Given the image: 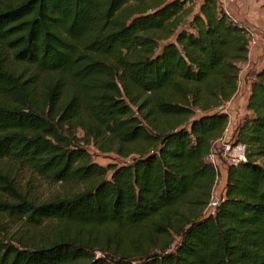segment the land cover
Masks as SVG:
<instances>
[{
	"label": "trees",
	"instance_id": "16d2710c",
	"mask_svg": "<svg viewBox=\"0 0 264 264\" xmlns=\"http://www.w3.org/2000/svg\"><path fill=\"white\" fill-rule=\"evenodd\" d=\"M194 1L0 0V264H264V70L204 219L250 37Z\"/></svg>",
	"mask_w": 264,
	"mask_h": 264
},
{
	"label": "crops",
	"instance_id": "0c3cea01",
	"mask_svg": "<svg viewBox=\"0 0 264 264\" xmlns=\"http://www.w3.org/2000/svg\"><path fill=\"white\" fill-rule=\"evenodd\" d=\"M221 2L230 13L231 19L236 24L255 33L257 38L256 46L250 48L248 62L241 66L238 92L229 102L231 120L233 126L236 127L240 124L241 100L246 99L247 108L251 82L257 73L264 70V0H221ZM234 129L226 133L225 137L229 138Z\"/></svg>",
	"mask_w": 264,
	"mask_h": 264
},
{
	"label": "built area",
	"instance_id": "2783aa9c",
	"mask_svg": "<svg viewBox=\"0 0 264 264\" xmlns=\"http://www.w3.org/2000/svg\"><path fill=\"white\" fill-rule=\"evenodd\" d=\"M221 2V0H220ZM221 7L224 12L231 18L230 13L226 10L225 6L221 2ZM250 47L256 46L257 38L255 33L249 30ZM240 80V79H239ZM240 82V81H239ZM239 89V84H238ZM221 110L229 115V123L226 129V133L230 132L231 129L237 128L233 126L231 115H230V103L221 107ZM234 129V130H235ZM208 162L213 166L216 173V180L211 191L210 199L203 211V218L215 217L226 200V187H227V176L228 168L230 166H239L242 163L248 161V147L243 143H235L232 140L224 137L220 141L216 142L213 149L211 150L208 158ZM96 256L101 257V253L97 252ZM137 264V263H133Z\"/></svg>",
	"mask_w": 264,
	"mask_h": 264
},
{
	"label": "rangeland",
	"instance_id": "374dc122",
	"mask_svg": "<svg viewBox=\"0 0 264 264\" xmlns=\"http://www.w3.org/2000/svg\"><path fill=\"white\" fill-rule=\"evenodd\" d=\"M201 3H202V0H195L194 1V4H195L196 8H198ZM240 108L242 109V112H240V114H239V120H240V123H241L242 120L247 116L246 115L247 114V111H246V99H242L241 100ZM233 133H234V130H233ZM233 133H231L230 134L231 136L229 138H227V139L231 140ZM80 135L82 136L83 133L80 132ZM91 153L93 155V158H94L95 162L98 163L99 165H102V166H107L108 164H119V163H123V162L129 161V160L125 161L124 159L118 157L115 154H101L100 152L96 151L95 149H91ZM26 180L28 181L29 179L27 178ZM36 182H39V184L35 188H33L35 182L34 183L33 182L29 183L28 187L32 188L34 191H37V194L41 198H47L53 193L62 192L64 190L63 188H61V185H59L57 187H50V186H47L46 184H43L40 181H36Z\"/></svg>",
	"mask_w": 264,
	"mask_h": 264
}]
</instances>
